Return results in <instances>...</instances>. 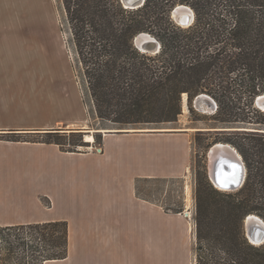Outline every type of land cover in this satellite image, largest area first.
Segmentation results:
<instances>
[{"label": "trees", "instance_id": "trees-1", "mask_svg": "<svg viewBox=\"0 0 264 264\" xmlns=\"http://www.w3.org/2000/svg\"><path fill=\"white\" fill-rule=\"evenodd\" d=\"M179 4L195 12V22L188 28L171 18ZM61 8L93 113L102 124L162 128L179 121L184 94L191 111L193 100L207 94L218 104L214 118L218 122L264 126V112L254 107L255 98L264 94V0H146L137 9H126L120 0H61ZM144 32L161 43L156 55L134 45L135 37ZM37 134L47 138L36 141L63 148L68 141L85 145L83 132L53 129ZM225 135L218 142L239 150L247 178L241 189L227 192L217 189L206 174L198 175L195 264H264V245L251 244L244 228L249 215L264 220V133ZM161 180L165 179H139L137 194L154 202L141 194L140 185ZM29 226L37 228L39 237L22 246L38 253V264L68 256L67 222ZM18 227L0 228L1 244L2 234Z\"/></svg>", "mask_w": 264, "mask_h": 264}, {"label": "crops", "instance_id": "crops-1", "mask_svg": "<svg viewBox=\"0 0 264 264\" xmlns=\"http://www.w3.org/2000/svg\"><path fill=\"white\" fill-rule=\"evenodd\" d=\"M16 51L0 42V228L67 222L68 256L44 264L176 259L185 250L178 236L189 207L168 213L137 194V181L185 179L192 167L191 131L92 130L93 136L103 131L102 143L79 152L24 139L88 128V115L74 108L58 81L15 78ZM18 134L21 140L11 139Z\"/></svg>", "mask_w": 264, "mask_h": 264}, {"label": "rangeland", "instance_id": "rangeland-1", "mask_svg": "<svg viewBox=\"0 0 264 264\" xmlns=\"http://www.w3.org/2000/svg\"><path fill=\"white\" fill-rule=\"evenodd\" d=\"M0 42L16 45L15 63L12 64L16 70L15 78H52L53 81H58L60 88L63 87L69 92L74 108L79 109L81 115L85 113L88 115V122L84 124L88 128L76 127L71 130L59 128V131L83 132L84 135V146H72L68 141L65 149L93 150L92 144L94 147L99 146L103 135L100 132L95 133V143L90 144L86 143L85 137L90 134L86 132L120 128L112 124H102L93 113V104L87 93V84L82 76L74 46L71 45V32L65 22L61 0H0ZM147 54L156 55L153 52ZM183 98V114L179 117V121L160 127L191 131L193 155L191 171L185 179H165L140 185L141 194L144 197H150L168 213H175L173 210L178 209L184 213L189 207L187 212L191 218L185 215L189 222L186 226L183 225V230L178 236L179 243H182L185 250L176 259L162 258L160 264H195V189L198 175L206 174L210 178L209 152L211 148L218 143L230 144L223 141L218 142V140L226 138L225 134L231 131L220 132L216 129L250 127L248 129L264 130V126L260 125H224L214 119L218 104L216 109L209 105L198 106L194 102L195 98L192 103L193 111H191L188 95L184 94ZM252 117L256 120L257 114ZM37 133L23 134L22 138L34 141L47 138ZM100 136L101 140L98 139ZM230 145L239 152L233 144ZM239 154L241 155L240 152ZM35 228L32 226L18 227L16 230H6L2 234L0 250L2 262L0 264H21L23 260L28 262L26 264H38L36 261L38 253H35L36 251L34 252L31 247L22 246L23 242L29 245L36 243L39 233ZM10 234H16V236L10 237ZM43 247H45L44 244ZM140 260L138 258L137 262ZM142 261L145 262L144 259ZM130 264H134L131 258Z\"/></svg>", "mask_w": 264, "mask_h": 264}, {"label": "water", "instance_id": "water-1", "mask_svg": "<svg viewBox=\"0 0 264 264\" xmlns=\"http://www.w3.org/2000/svg\"><path fill=\"white\" fill-rule=\"evenodd\" d=\"M120 1L126 9H137L143 6L146 0H120ZM171 18L179 26L183 28H188L192 26L195 22V12L191 7L187 5L179 4L172 10ZM134 45L136 46V48H138L141 52L144 53H149V52L157 53L161 48V43L151 34L145 32L140 33L135 37ZM194 102L198 106H201L203 104V105H209L213 109L217 108L216 101L207 94H201L197 96ZM183 106H184V98H183ZM254 107L264 112V94L259 95L255 98ZM122 130H130V129H115V130L111 129L105 131H122ZM138 130L168 132V131H176L178 129L140 128ZM216 131H220V132L251 131V132L264 133V130H254L248 128H222V129H216ZM86 133H90V131ZM224 146L227 149L231 147L230 145H224ZM222 174L225 175L223 182L228 181L224 185L220 181L221 180L220 176H222ZM246 178H247V166L243 157L232 159L230 157L225 156L221 160H219V163L214 167L212 173L210 171V179L212 183L215 185V187L219 190L227 191V192H234L241 189L246 182ZM185 214L186 216L189 215L187 212ZM252 217H255V214L249 215L244 222L246 237L248 238L251 244L255 246H262L264 245V220L261 219L262 222L260 223L259 222L256 223L253 221L250 222V219ZM0 250H1V244H0Z\"/></svg>", "mask_w": 264, "mask_h": 264}, {"label": "bare ground", "instance_id": "bare-ground-1", "mask_svg": "<svg viewBox=\"0 0 264 264\" xmlns=\"http://www.w3.org/2000/svg\"><path fill=\"white\" fill-rule=\"evenodd\" d=\"M201 105V104H200ZM202 106V105H201ZM182 130H185V129H182ZM94 131H92L93 133ZM98 132V131H97ZM102 132V131H101ZM91 133L90 131V134L86 135V141L87 142H91V143H94L95 142V137L93 136V134ZM224 145H230V144H224V143H218L216 145L213 146L211 152L209 153V158L211 159V163H210V171L212 173L214 167L219 163V160H221L223 157H230L232 159H235V158H242L241 155L239 154V152L232 146L230 145L231 147L229 149L225 148ZM221 178V182L222 184H226L228 181H224V178H225V175L222 174V176H220ZM188 213V212H187ZM189 216V215H188ZM253 221V222H256V223H260L262 222V220L260 219V217L256 216L255 217H252L250 219V222ZM192 230V229H191ZM255 244V243H254ZM256 245H259V244H256Z\"/></svg>", "mask_w": 264, "mask_h": 264}, {"label": "built area", "instance_id": "built-area-1", "mask_svg": "<svg viewBox=\"0 0 264 264\" xmlns=\"http://www.w3.org/2000/svg\"><path fill=\"white\" fill-rule=\"evenodd\" d=\"M100 151H101V148H100ZM191 215H192V213H191ZM189 218H191V217L189 216ZM0 244H1V240H0ZM45 262H46V261H44L43 264H44Z\"/></svg>", "mask_w": 264, "mask_h": 264}, {"label": "flooded vegetation", "instance_id": "flooded-vegetation-1", "mask_svg": "<svg viewBox=\"0 0 264 264\" xmlns=\"http://www.w3.org/2000/svg\"><path fill=\"white\" fill-rule=\"evenodd\" d=\"M261 219V218H260Z\"/></svg>", "mask_w": 264, "mask_h": 264}]
</instances>
